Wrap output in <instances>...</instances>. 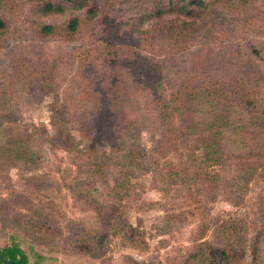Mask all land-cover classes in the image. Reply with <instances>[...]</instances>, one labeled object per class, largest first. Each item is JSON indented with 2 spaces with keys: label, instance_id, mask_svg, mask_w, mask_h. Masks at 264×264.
<instances>
[{
  "label": "rangeland",
  "instance_id": "1",
  "mask_svg": "<svg viewBox=\"0 0 264 264\" xmlns=\"http://www.w3.org/2000/svg\"><path fill=\"white\" fill-rule=\"evenodd\" d=\"M44 1L0 0L8 25L0 34V248L17 242L35 264H203L204 246L228 249L233 237L242 256L234 250L232 264H264V34L252 30L259 21L246 24L250 40L239 47L219 44L243 68L221 59L228 69L212 75L231 81L230 89L245 80V90L257 97V114L228 96L207 99L203 77L189 76L191 61L213 42V19L221 20L222 39L240 34L231 21L237 13L223 14L224 0L192 24L193 39L171 35L177 30L169 27L185 16L166 11L170 0H90L82 9L41 15ZM256 1L264 10V0ZM92 7L96 22L130 19L147 30L152 39L141 48L164 71L176 126L191 106L203 123L200 133L167 149L150 89L141 84L131 112L133 122H142L138 136H103L92 144L97 134L89 116L83 119V104H99L91 100L81 71L86 54L79 52L97 36L84 29L73 41L40 38L29 25L30 19H86ZM159 10L165 13L154 16ZM251 42L263 56L252 53ZM250 61L260 64L259 72ZM211 141L217 146L207 151Z\"/></svg>",
  "mask_w": 264,
  "mask_h": 264
},
{
  "label": "trees",
  "instance_id": "2",
  "mask_svg": "<svg viewBox=\"0 0 264 264\" xmlns=\"http://www.w3.org/2000/svg\"><path fill=\"white\" fill-rule=\"evenodd\" d=\"M169 1V9L167 12H173L183 14L185 16L181 25H171L169 29L171 31L177 30L175 33L172 32V36H191L192 39L195 37V29H192L196 24L197 19L201 16L202 20L211 12L212 8H217V4L221 0H181V5L178 2ZM86 2L90 0H45L39 8L38 12L41 15H50L55 13H64L67 7L75 9H82L86 7ZM223 8L226 7L223 14L228 15L232 12H236L237 16L231 19L232 23H237V31L240 30V34H232L227 39H222L221 35V20L213 19L214 24L210 25L209 32L213 42L210 45H205L204 49L198 52L195 59L191 61L189 76L201 75L203 77L202 83H200L203 90L206 92L207 99L215 96H228L230 99L236 101L237 105L241 108L253 109L257 114L258 101L256 96H251L244 88L246 81H236L235 87L230 89L231 81H214L212 75L216 72L225 71V65H223L221 59H226L230 62L231 57L223 55L222 48L219 44L230 40L232 46H240L239 41L250 40L249 34L243 32L248 29L246 25H254L252 20L259 21L255 28L252 29L257 35L264 34V10L263 7L257 5L256 0H224ZM97 12L93 7L89 10L88 17L86 19L81 16H73L68 21L56 24L40 22L35 19L29 20L30 31L33 35L39 36L40 38H51L58 37L68 41H73L80 32L84 29L93 32V38H96L95 43H87L81 48L79 55L86 54V57L81 60L83 76L86 73L87 79L89 80V87H91V100L98 102L99 108L92 109L89 105V101H84L83 106L86 108L83 115V119L91 120L93 134H97L93 137V145L102 143L103 136H118L123 138L129 136L135 138L141 132L142 122L139 120L132 121V107L134 108V97L136 92L140 89H150V95L152 97L151 104L157 114V125L161 129L160 143H164L167 149H172V146L178 144L180 137H187L188 141L190 138L200 133L202 124L197 121V113L193 107L188 108L187 117L183 119V125L181 127L176 126L174 122L175 111L177 106L171 105V100L168 99L169 94L166 93V86L164 85L165 75L164 71L158 65L154 59L149 57L145 51L141 48V45L147 41H151L147 30L140 31L138 27H134L130 22V19H114L113 25L109 22H96L98 18ZM165 11L159 10L154 16L160 17ZM222 14V13H221ZM105 17H109V14H105ZM191 19V22L188 21ZM108 20H110L108 18ZM226 21V19L223 18ZM173 23V22H171ZM89 25V26H88ZM7 22L0 15V34L7 28ZM199 30V29H198ZM221 30V32L219 31ZM195 32V33H194ZM194 33V35H193ZM130 35V36H128ZM121 36V41H120ZM213 36V38H212ZM241 36V37H239ZM125 38V40L122 39ZM188 38V40H189ZM218 38L220 40H218ZM191 39V40H192ZM188 40H183L188 42ZM91 42V41H90ZM253 46L252 53L257 54L261 57V50L258 49V45H254L252 42L248 43ZM228 47V48H229ZM216 49L219 50L216 53ZM98 51V52H97ZM95 52L96 55L93 54ZM241 52V51H240ZM263 56V55H262ZM232 60V59H231ZM252 63V72L258 71L255 67H260L257 61H250ZM232 67H236V70L243 68V64L239 61L234 63L230 62ZM262 70V69H261ZM261 72V71H260ZM264 75V70L262 72ZM264 77H262L263 79ZM30 80V77H27ZM260 79V78H259ZM32 81H30L31 84ZM226 83V84H225ZM244 83V85H243ZM141 84L145 88H141ZM225 84V85H221ZM247 85V84H246ZM176 101V99H174ZM89 103V104H88ZM62 118H64L63 113ZM59 135L65 137L64 130L61 129V124H58ZM90 123H88V126ZM208 131H211L212 128ZM208 129V128H206ZM219 129L214 131L215 137L218 136ZM213 146H217V143L210 142L206 143L205 148L211 149ZM209 155V153H208ZM174 169L176 167L174 166ZM237 242L231 237V243L228 249H215L210 245L204 246L205 253L201 255L203 264H232L234 257V250ZM236 255L242 256L239 253V249L235 250ZM0 264H35L31 263L28 253L19 245L14 242L11 245L0 248ZM128 264H156L152 262H141L135 261ZM256 264V261H255Z\"/></svg>",
  "mask_w": 264,
  "mask_h": 264
}]
</instances>
